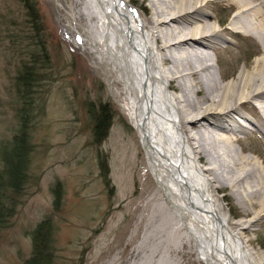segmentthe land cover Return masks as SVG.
<instances>
[{
    "label": "rangeland",
    "instance_id": "1",
    "mask_svg": "<svg viewBox=\"0 0 264 264\" xmlns=\"http://www.w3.org/2000/svg\"><path fill=\"white\" fill-rule=\"evenodd\" d=\"M72 1L37 0L36 3L49 58L43 75L47 92L44 91V107L32 129L34 149L28 193L10 225L0 231V264H23L31 252L30 230L42 219L53 223L56 248L53 264H207L196 248L192 253L184 245L189 235L182 226L188 217L181 219L168 201L167 207L163 204L137 208V187L141 189L145 183L159 186L129 111L99 66L91 57H85V46H79L75 40L78 34L82 40L86 37L74 23ZM132 2L139 4L142 13L148 11V0ZM234 3L210 0L205 10L213 17H226L223 36L228 41L222 45L221 54L214 57L212 53V58L217 60L214 59L217 69L232 71L235 76L246 64L253 68L258 56L264 63V21L255 34L232 31L228 26L235 12L230 9ZM30 18L21 0H0V136L3 138L10 137L17 124L15 81L22 61L28 60L27 52L36 53L30 41L34 35ZM18 34H21L19 48L12 42L13 35ZM229 46L233 50L229 51ZM77 47L79 51H75ZM102 105L109 113V131L103 142L91 145L90 126L101 113ZM90 109L94 111L93 117ZM251 109L243 111L252 117L255 110ZM240 120L248 127L238 133L240 140L228 147L243 149L242 154L254 157L264 171V131L256 132L250 123ZM137 142L141 149L139 156ZM222 146L227 148L225 144ZM102 160L107 167L108 183L102 175ZM196 163L200 168L206 166L198 160ZM214 164L219 166V161ZM204 176L209 178L205 173ZM55 189L59 194L58 205L54 204ZM215 193L230 220L245 224V228L238 230L245 250L255 262L264 264V249L259 245L264 238V217L250 223L258 209L240 206L224 189ZM163 197L167 199L166 195ZM174 248L178 250L173 251Z\"/></svg>",
    "mask_w": 264,
    "mask_h": 264
},
{
    "label": "bare ground",
    "instance_id": "2",
    "mask_svg": "<svg viewBox=\"0 0 264 264\" xmlns=\"http://www.w3.org/2000/svg\"><path fill=\"white\" fill-rule=\"evenodd\" d=\"M229 1L236 4L230 6L235 10L228 26L232 31L261 30L264 0ZM72 2L74 23L86 37L78 34L75 40L129 111L159 186L137 187V208L167 207L168 201L181 219L188 217L182 226L189 235L184 245L192 253L196 248L207 264H258L240 239L238 230L245 224L230 220L215 192L224 189L240 206L258 209L250 223L264 217L262 166L243 149L228 147L248 127L240 118L256 132L264 131L262 59L256 57L253 68L246 64L235 76L217 69L212 53L221 54L228 41L226 17L205 10L210 0H148L146 13L132 0ZM251 108L252 117L243 111ZM140 150L137 142L138 156ZM196 160L206 166L200 168Z\"/></svg>",
    "mask_w": 264,
    "mask_h": 264
},
{
    "label": "trees",
    "instance_id": "3",
    "mask_svg": "<svg viewBox=\"0 0 264 264\" xmlns=\"http://www.w3.org/2000/svg\"><path fill=\"white\" fill-rule=\"evenodd\" d=\"M27 14L31 17V25L34 35L30 38L36 53L27 52L28 60L22 61L15 81L16 100L14 112L16 126L11 136L3 138L0 136V231L10 225L11 218L15 215L22 198L28 193V180L30 178V160L34 145L32 142V129L37 115L44 107V97L47 88L43 85V75L48 68L49 58L44 49V26L36 6L37 0H21ZM12 42L16 47L21 43L20 36L13 35ZM34 36L37 39H34ZM41 51V52H40ZM35 55V56H34ZM44 91H46L44 93ZM102 111L92 124V139L89 144H100L106 138L109 125V114L104 105ZM91 117L94 111L90 109ZM93 114V115H92ZM102 175L105 183H108L107 167L100 161ZM55 192L54 204L59 203V194ZM53 223L50 219H42L30 230L31 252L25 258L23 264H53L55 260V244L53 237ZM259 245L264 249V238Z\"/></svg>",
    "mask_w": 264,
    "mask_h": 264
}]
</instances>
